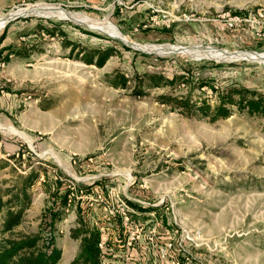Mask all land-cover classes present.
<instances>
[{
	"label": "rangeland",
	"instance_id": "374dc122",
	"mask_svg": "<svg viewBox=\"0 0 264 264\" xmlns=\"http://www.w3.org/2000/svg\"><path fill=\"white\" fill-rule=\"evenodd\" d=\"M0 18V193L38 173L6 236L39 234L73 264L80 217L102 264H264V117L159 101L264 94V0H0ZM65 42L112 56L86 65Z\"/></svg>",
	"mask_w": 264,
	"mask_h": 264
},
{
	"label": "trees",
	"instance_id": "16d2710c",
	"mask_svg": "<svg viewBox=\"0 0 264 264\" xmlns=\"http://www.w3.org/2000/svg\"><path fill=\"white\" fill-rule=\"evenodd\" d=\"M49 36L53 37L56 30H44ZM57 33L65 38L62 30ZM65 47H69L71 52L79 48L82 60L86 65H95L102 68L107 60L112 56L110 51H91L85 48L65 42ZM16 54L20 55L18 51ZM79 54V55H80ZM24 57H29L24 53ZM182 76L174 77L171 80L158 74H144L143 80H147V88L163 87L172 85ZM184 81V80H183ZM187 81V80H186ZM185 83V81H184ZM187 83V82H186ZM114 88L129 89L127 79L119 75ZM205 85L200 86V88ZM215 96L214 106L207 100L200 102L193 101L190 95L174 97L163 95L159 101L166 106L180 111L185 116H194L199 119H206L214 123L221 119H227L232 115L234 108L238 112H246L249 116L264 117V94L240 87H231L223 91L213 89ZM142 91L134 89V95H142ZM38 178V173L34 170L29 176L24 178L23 184L12 186L0 193V264H57L60 253L53 250L50 254L46 251V242L39 234L17 236H6L12 234L24 222L26 211L31 205V195L28 189L32 187ZM77 226L70 230V238L78 241V252L73 264H102V252L99 247V234L97 230L86 226L82 218L78 217Z\"/></svg>",
	"mask_w": 264,
	"mask_h": 264
},
{
	"label": "bare ground",
	"instance_id": "6f19581e",
	"mask_svg": "<svg viewBox=\"0 0 264 264\" xmlns=\"http://www.w3.org/2000/svg\"><path fill=\"white\" fill-rule=\"evenodd\" d=\"M60 15H63V16H65V17H66V16L68 17V15L65 14V13L62 12V11L60 12ZM16 16H17V15H16ZM4 20H5V19L2 20V18H0V25H1V24L4 25ZM112 35H113V37H115V38L117 37V36H116V32H114V31L112 32ZM9 130H12V129L9 128ZM19 134H20V133H19Z\"/></svg>",
	"mask_w": 264,
	"mask_h": 264
},
{
	"label": "water",
	"instance_id": "95a60500",
	"mask_svg": "<svg viewBox=\"0 0 264 264\" xmlns=\"http://www.w3.org/2000/svg\"><path fill=\"white\" fill-rule=\"evenodd\" d=\"M18 17H20V15H17V16H13V17H8L6 20H7V22H9V21H12V20H15L16 18H18ZM115 39H117V40H119V41H122L121 39H119V38H115ZM123 42V41H122ZM124 43V42H123ZM125 45L126 46H130V45H128V44H126L125 43ZM138 50V49H137ZM140 50V49H139Z\"/></svg>",
	"mask_w": 264,
	"mask_h": 264
}]
</instances>
